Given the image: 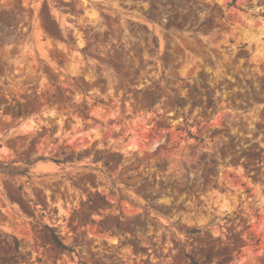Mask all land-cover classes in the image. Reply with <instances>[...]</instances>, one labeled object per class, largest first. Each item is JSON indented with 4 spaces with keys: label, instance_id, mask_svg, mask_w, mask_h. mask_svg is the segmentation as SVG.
Segmentation results:
<instances>
[{
    "label": "clouds",
    "instance_id": "1",
    "mask_svg": "<svg viewBox=\"0 0 264 264\" xmlns=\"http://www.w3.org/2000/svg\"><path fill=\"white\" fill-rule=\"evenodd\" d=\"M0 264H264V0H0Z\"/></svg>",
    "mask_w": 264,
    "mask_h": 264
}]
</instances>
